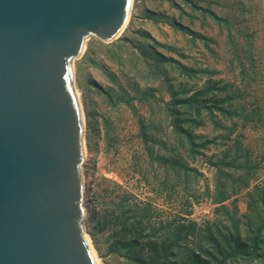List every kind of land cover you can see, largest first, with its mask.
Listing matches in <instances>:
<instances>
[{"label":"rangeland","instance_id":"374dc122","mask_svg":"<svg viewBox=\"0 0 264 264\" xmlns=\"http://www.w3.org/2000/svg\"><path fill=\"white\" fill-rule=\"evenodd\" d=\"M156 61L167 75L150 72L147 65ZM74 72L88 165L94 171L86 196V235L101 264H133L120 253L124 251L112 247L120 227L117 216L128 206H117L121 199L129 205L150 202L156 214H181L202 226L222 223L225 210L208 191L214 189L220 169L239 176L243 165L249 174L235 182L226 179L229 199L223 205L229 211L235 206L241 216L247 212L248 194L264 185V0H133L121 37L112 43L90 38ZM210 80L227 87L211 90L208 97L229 99L209 101L205 105L211 110L203 109L200 117L192 110L198 122L190 125L196 142L205 143L192 155L175 139L166 102L172 99V86L187 95L204 89ZM120 85L128 95L120 96ZM137 86L148 92L145 102L135 93ZM107 87L115 94L103 93ZM145 125L154 136L151 148L162 153L164 142L170 151V143L177 144L186 164L197 172H189L188 179L175 178L165 189L166 168L149 155L142 140ZM222 160L234 163L222 166ZM105 214L107 223L101 227Z\"/></svg>","mask_w":264,"mask_h":264},{"label":"water","instance_id":"95a60500","mask_svg":"<svg viewBox=\"0 0 264 264\" xmlns=\"http://www.w3.org/2000/svg\"><path fill=\"white\" fill-rule=\"evenodd\" d=\"M131 0H0V264H97L86 239L75 61L125 31Z\"/></svg>","mask_w":264,"mask_h":264},{"label":"trees","instance_id":"16d2710c","mask_svg":"<svg viewBox=\"0 0 264 264\" xmlns=\"http://www.w3.org/2000/svg\"><path fill=\"white\" fill-rule=\"evenodd\" d=\"M196 7L214 16L208 8ZM201 38L206 39L203 36ZM128 40L125 38L123 41ZM147 67L152 73L159 70L163 75H167L166 67L160 65V62L154 65L148 64ZM181 67L188 72L187 68ZM219 84L220 81L210 80L204 89L187 95H181L173 86L171 87L172 99L166 102V106L172 118V130L182 148L189 149L192 155L199 154L198 148L205 147V143L196 142L198 136L194 134L190 125L198 122L191 112L196 109L195 114L200 117L203 109L211 110L210 106L205 105L209 101L214 104L227 101L229 98L208 97L211 90L223 91L227 87V85L218 87ZM119 87L120 96L128 95L124 85ZM142 89L137 86L134 90L140 101L145 102L144 100L148 99V92ZM114 91L113 88L107 87L103 93L112 95L115 94ZM223 113L227 114L228 110H223ZM105 126L109 135L106 121ZM141 132L149 155H154L159 165L166 168L167 176L162 180L165 189L173 186L175 178L188 179L189 172H197L195 168L186 164L177 144L170 143L173 148V151H170L169 142H164L166 152L160 153L150 146L155 141L153 134L149 132V127L145 125ZM233 163L226 164L222 160L221 165L228 166ZM238 169H243L239 176L220 169L214 189L208 191L213 202L222 204L221 208L225 210L227 219L222 223L213 222L202 226L181 214H156L158 210L150 202L138 201L129 205V200L121 199L117 206L124 207L125 203L128 206L124 211H121L122 208L117 216L120 227L115 230V234L113 233L117 238L112 247L119 252L124 251L120 253L133 264H264V185L255 186L248 194L247 212L242 216L235 206L229 211L227 206L223 205L229 199L226 179L235 182L249 174V168H244L243 165ZM103 218L105 222L100 223L101 227L106 225L107 215H103Z\"/></svg>","mask_w":264,"mask_h":264},{"label":"bare ground","instance_id":"6f19581e","mask_svg":"<svg viewBox=\"0 0 264 264\" xmlns=\"http://www.w3.org/2000/svg\"><path fill=\"white\" fill-rule=\"evenodd\" d=\"M132 3H133V0H131V9H132ZM131 13V12H130ZM86 47V46H85ZM77 94L79 95V93L77 92ZM83 120H84V114H83ZM84 150H85V167L87 168V170H86V172L84 173V176H85V178H86V182H87V185H88V189H89V187H90V185H91V183L93 182V180H94V171H93V169L88 165V159H89V151L87 150V148H86V146L84 145ZM87 189V190H88ZM87 190H86V192H85V194H84V197L86 198V200H87ZM87 204V203H86ZM85 212H86V216H87V213H88V207H87V205H85ZM86 239H87V242H88V244H89V246H90V248H91V250H92V252H93V256H94V258H95V260H96V262H97V264H101L100 263V260H99V258H97V256H96V253H95V251H94V249H93V247H92V245H91V243H90V240H89V237H88V235H86Z\"/></svg>","mask_w":264,"mask_h":264}]
</instances>
